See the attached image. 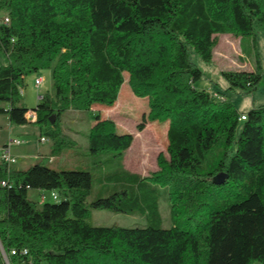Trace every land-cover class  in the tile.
Instances as JSON below:
<instances>
[{
    "label": "trees",
    "instance_id": "16d2710c",
    "mask_svg": "<svg viewBox=\"0 0 264 264\" xmlns=\"http://www.w3.org/2000/svg\"><path fill=\"white\" fill-rule=\"evenodd\" d=\"M227 33L252 38L255 66L222 75L232 89L253 92L263 78L264 0H0V114L33 120L21 105L24 78L51 69L54 93L33 110L52 153L73 143L61 125L69 109L94 116L92 154L120 156L132 146V133L93 112L117 102L126 74L148 97L137 130L169 122V157L159 154L158 169L147 177L121 169L109 177L124 188L91 201L89 171L0 161V242L18 250L11 264H264V104L239 113L223 93L197 88L203 71L190 55L211 63ZM32 189L61 200L38 206ZM161 197L170 203L166 227L150 224L162 223ZM90 208L141 212L147 225H92Z\"/></svg>",
    "mask_w": 264,
    "mask_h": 264
},
{
    "label": "rangeland",
    "instance_id": "374dc122",
    "mask_svg": "<svg viewBox=\"0 0 264 264\" xmlns=\"http://www.w3.org/2000/svg\"><path fill=\"white\" fill-rule=\"evenodd\" d=\"M252 48V38L227 33L217 36L211 63L203 61L197 53L191 50V60L203 71L202 79L196 83L197 88L223 93L232 107L239 113H247L252 108L264 104V35L262 33L257 35V51L260 55L263 74L258 87L250 93L232 89L229 80L222 75L224 71H251L255 66V58L250 53ZM37 77L43 78L39 86L35 83ZM46 93H54L52 70L44 68L37 72L28 73L24 78L21 105L28 110H33ZM0 106L5 107L7 103L1 102ZM93 108V112L101 113L102 116L114 120L118 126V132L132 133L134 135L132 146L120 156L115 151L92 154L88 148L87 133L95 123L94 116L87 111L69 109L61 116L63 132L67 139L73 142L71 146L64 148L68 154L67 160L61 164L60 156L63 154L56 153L54 154L58 155L56 161L49 162L48 159L40 161L41 164L50 168L89 171L93 177L89 201L98 196L110 195L116 186L121 187L118 189L124 188L120 180L110 179V175L125 169L131 173L139 174L140 177H147L158 169L157 158L160 153H163L167 158L169 157L167 151L168 121H153L148 123L143 131L137 130V124L142 114L149 111V103L146 92L135 93L132 89L129 74L125 76V83L114 105L109 107L99 104ZM54 119L56 120L55 116ZM8 124L6 117L0 114V150L3 142L7 144L8 140L14 137L22 139L25 141L24 144L14 145L11 148V153L18 156L17 163L13 164V167L24 166L28 162H33L34 159L28 155L34 154L36 145L41 143L39 138L43 133H41L39 125L34 120H29L24 124L12 123L14 129L11 130L8 128ZM9 134L12 135L10 138ZM42 193L46 195L44 201L41 199L40 194ZM28 195L38 206L44 202L54 203L61 200L60 197L54 199L51 196V191L46 189H32ZM160 200L162 223L150 222V224L166 227L171 224L170 203L166 198L161 197ZM87 220L92 225H120L125 227L147 225V219L141 215V212L126 214L107 209L90 208ZM252 264L262 263L254 261Z\"/></svg>",
    "mask_w": 264,
    "mask_h": 264
},
{
    "label": "built area",
    "instance_id": "2783aa9c",
    "mask_svg": "<svg viewBox=\"0 0 264 264\" xmlns=\"http://www.w3.org/2000/svg\"><path fill=\"white\" fill-rule=\"evenodd\" d=\"M6 20V18H5ZM43 81V78L42 77H38L36 78L35 80V83L37 86H39ZM27 116L28 117H32L33 120L35 121L36 119V113L34 110H29L27 112ZM242 118H245V116H242ZM45 137L44 136H41L40 137V141H45ZM25 141L22 140V139H19V138H11L8 140V143L5 144L4 146L1 147V152H0V161L4 162V163H7L8 165H13L15 163H17V157L15 155H13L11 153V148L12 146L14 145H22ZM50 160L52 161L53 159L50 158ZM2 185H6L7 182L6 181H2L1 182ZM51 196L54 198V199H57L58 198V194L56 192H51ZM45 194H42L41 195V198L44 200L45 199ZM23 254H28V250L24 249L23 251ZM0 253H1V256H2V261H3V264H11L10 263V255H17L18 254V250L16 248H13L10 252H7L5 251V249L3 248L1 242H0Z\"/></svg>",
    "mask_w": 264,
    "mask_h": 264
},
{
    "label": "crops",
    "instance_id": "0c3cea01",
    "mask_svg": "<svg viewBox=\"0 0 264 264\" xmlns=\"http://www.w3.org/2000/svg\"><path fill=\"white\" fill-rule=\"evenodd\" d=\"M94 110V108H93ZM1 115H4L6 117V119L8 120L9 124H8V128L9 129H14V127H12V123L9 121V118H8V115L7 114H1ZM63 128V126H62ZM17 129V128H15ZM64 129V128H63ZM65 131V130H64ZM12 135L9 134V138L11 137ZM41 137V136H40ZM46 139L45 141H41L40 144H37L36 147H35V153L34 154H29L28 156H31L34 161L33 162H28V164L22 166V165H19L15 168H18V169H24V168H27L29 166H31V164L33 163H40V161L44 160V159H48L49 162H54L56 161L57 159V156L58 155H54L55 153H52V140L47 137V136H44ZM16 138V137H14ZM40 139V138H39ZM7 140V139H6ZM25 143V142H24ZM23 143V144H24ZM6 143H2V146H4ZM61 154H63V156H60V161H61V164H64L65 161L67 160V157H68V154L66 152L65 149H63L61 152ZM59 153V154H60ZM16 157H18L17 155H15ZM20 156V155H19ZM22 157V156H20ZM50 158H52L53 160L51 161ZM30 192V191H29ZM40 193V192H39ZM41 195V194H40Z\"/></svg>",
    "mask_w": 264,
    "mask_h": 264
},
{
    "label": "water",
    "instance_id": "95a60500",
    "mask_svg": "<svg viewBox=\"0 0 264 264\" xmlns=\"http://www.w3.org/2000/svg\"><path fill=\"white\" fill-rule=\"evenodd\" d=\"M51 122H54L55 119H54V116H51ZM225 179V175L223 173H219L217 174L215 177H214V182L217 183V184H220L221 182H223Z\"/></svg>",
    "mask_w": 264,
    "mask_h": 264
},
{
    "label": "bare ground",
    "instance_id": "6f19581e",
    "mask_svg": "<svg viewBox=\"0 0 264 264\" xmlns=\"http://www.w3.org/2000/svg\"><path fill=\"white\" fill-rule=\"evenodd\" d=\"M8 15V14H7ZM10 19L6 16V22H8Z\"/></svg>",
    "mask_w": 264,
    "mask_h": 264
}]
</instances>
